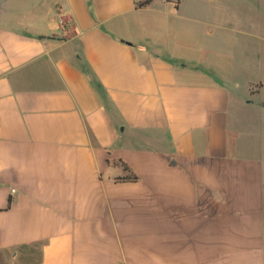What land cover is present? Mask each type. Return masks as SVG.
<instances>
[{
	"label": "crops",
	"instance_id": "obj_1",
	"mask_svg": "<svg viewBox=\"0 0 264 264\" xmlns=\"http://www.w3.org/2000/svg\"><path fill=\"white\" fill-rule=\"evenodd\" d=\"M144 1L0 0V264H264V33Z\"/></svg>",
	"mask_w": 264,
	"mask_h": 264
},
{
	"label": "rangeland",
	"instance_id": "obj_2",
	"mask_svg": "<svg viewBox=\"0 0 264 264\" xmlns=\"http://www.w3.org/2000/svg\"><path fill=\"white\" fill-rule=\"evenodd\" d=\"M44 1L48 6L55 2ZM182 9L187 18L192 15L196 19L194 29L185 19V41L190 42L193 31L192 40L200 42L208 55L210 50L216 52L212 57L218 63L225 64L226 56L240 57L247 49L251 55L258 50L259 36L264 33V0H185Z\"/></svg>",
	"mask_w": 264,
	"mask_h": 264
},
{
	"label": "trees",
	"instance_id": "obj_3",
	"mask_svg": "<svg viewBox=\"0 0 264 264\" xmlns=\"http://www.w3.org/2000/svg\"><path fill=\"white\" fill-rule=\"evenodd\" d=\"M150 2H151V0H146V1H144L143 3H139L138 6H146V5H148ZM123 165H124V168H125V169L129 170V169H128V166H127L126 164L123 163ZM123 179H125V178H123ZM131 179H132V180H137V177H136V176H133Z\"/></svg>",
	"mask_w": 264,
	"mask_h": 264
}]
</instances>
